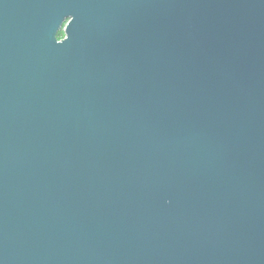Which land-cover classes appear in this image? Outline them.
<instances>
[{"label": "water", "instance_id": "1", "mask_svg": "<svg viewBox=\"0 0 264 264\" xmlns=\"http://www.w3.org/2000/svg\"><path fill=\"white\" fill-rule=\"evenodd\" d=\"M0 264H264V0H0Z\"/></svg>", "mask_w": 264, "mask_h": 264}, {"label": "trees", "instance_id": "2", "mask_svg": "<svg viewBox=\"0 0 264 264\" xmlns=\"http://www.w3.org/2000/svg\"><path fill=\"white\" fill-rule=\"evenodd\" d=\"M58 36H59V38L64 37V32L61 30V31L59 32Z\"/></svg>", "mask_w": 264, "mask_h": 264}, {"label": "rangeland", "instance_id": "3", "mask_svg": "<svg viewBox=\"0 0 264 264\" xmlns=\"http://www.w3.org/2000/svg\"><path fill=\"white\" fill-rule=\"evenodd\" d=\"M63 31V30H62ZM64 32V31H63Z\"/></svg>", "mask_w": 264, "mask_h": 264}]
</instances>
